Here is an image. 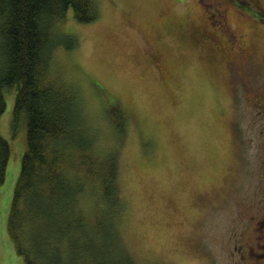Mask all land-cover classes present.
<instances>
[{
  "label": "rangeland",
  "instance_id": "rangeland-1",
  "mask_svg": "<svg viewBox=\"0 0 264 264\" xmlns=\"http://www.w3.org/2000/svg\"><path fill=\"white\" fill-rule=\"evenodd\" d=\"M242 1L93 0L92 22L77 21L71 7L52 24L48 76L75 95L95 153L117 154L122 209L110 222L133 264H230L243 198L257 191L246 172L261 154L248 96L264 95V29L240 14ZM207 28L220 43L259 41L246 47L254 61L221 58L198 34ZM16 93L4 88L0 117L12 146L0 186V264L24 262L7 231L27 134L26 124L13 129ZM90 186L78 194L87 225L109 211L93 195L99 182ZM106 240L118 250L114 236Z\"/></svg>",
  "mask_w": 264,
  "mask_h": 264
},
{
  "label": "trees",
  "instance_id": "trees-1",
  "mask_svg": "<svg viewBox=\"0 0 264 264\" xmlns=\"http://www.w3.org/2000/svg\"><path fill=\"white\" fill-rule=\"evenodd\" d=\"M71 7L79 22L97 18L93 0H0V117L7 106L4 88L15 87L13 129L26 124L27 130L7 231L23 264H133L110 222L112 211L122 209L117 154L95 153V139L73 104L75 95L48 76L52 24ZM11 154L10 142L0 134V186ZM94 181L103 190L93 195L109 211L103 219L89 218L87 225L78 194H92ZM113 236L118 254L106 246Z\"/></svg>",
  "mask_w": 264,
  "mask_h": 264
},
{
  "label": "flooded vegetation",
  "instance_id": "flooded-vegetation-1",
  "mask_svg": "<svg viewBox=\"0 0 264 264\" xmlns=\"http://www.w3.org/2000/svg\"><path fill=\"white\" fill-rule=\"evenodd\" d=\"M238 7L241 9L238 8L241 15L246 16V12L247 16H250L251 25L255 29H264V0H248L238 4ZM216 10L219 9L216 7ZM224 16L227 17V13ZM198 34L202 40L211 41L212 50L219 51L223 55L221 58L227 62L233 61V56L237 53L240 61L251 63L255 53L245 56L246 47L260 46L257 40H247L249 43L246 44L241 40L237 41L236 45L234 37L220 43L210 28L198 31ZM191 41L194 42L193 39ZM250 92L252 93L248 96V108L253 112V124L257 127L261 154L258 155L257 168L254 162L255 167H251V171L249 167L246 176H251L250 184L254 185L257 191L252 196L243 198L244 208L239 212V219L241 217L242 221L240 220L239 229L233 231L230 238V264H264V95H259L255 88L250 89ZM243 211L247 213L241 215Z\"/></svg>",
  "mask_w": 264,
  "mask_h": 264
}]
</instances>
